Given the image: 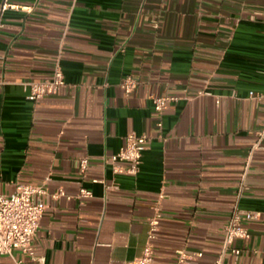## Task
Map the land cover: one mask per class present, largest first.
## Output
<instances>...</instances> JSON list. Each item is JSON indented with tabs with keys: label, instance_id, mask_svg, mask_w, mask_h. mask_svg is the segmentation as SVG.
Returning a JSON list of instances; mask_svg holds the SVG:
<instances>
[{
	"label": "crops",
	"instance_id": "1",
	"mask_svg": "<svg viewBox=\"0 0 264 264\" xmlns=\"http://www.w3.org/2000/svg\"><path fill=\"white\" fill-rule=\"evenodd\" d=\"M11 1L29 9L6 11L0 31V194L45 189L43 264H124L157 212L159 264L178 250L201 253L186 264H262L264 107L249 92H264V0ZM57 62L65 85L27 100L22 83L50 79ZM164 95L178 100L158 114L151 96ZM130 132L149 136L139 170L115 174L105 160ZM235 206L259 213L237 257L222 250ZM15 260L38 264L0 255Z\"/></svg>",
	"mask_w": 264,
	"mask_h": 264
},
{
	"label": "built area",
	"instance_id": "2",
	"mask_svg": "<svg viewBox=\"0 0 264 264\" xmlns=\"http://www.w3.org/2000/svg\"><path fill=\"white\" fill-rule=\"evenodd\" d=\"M28 10V6H22L11 0H0V31L4 28L5 13L8 10ZM65 85L63 72L60 64L57 62L54 66L52 77L48 80L26 81L22 87L26 92V99L35 102L49 94H55L59 88ZM138 85L137 79L132 75H126L119 86L125 94L132 93ZM249 96L256 98L263 103L264 92H249ZM153 109L161 114L170 102H176L178 97L174 96H151ZM158 128L162 127V122H156ZM149 136L146 133L137 134L130 132L125 136L124 144L117 152L112 154L105 163L110 166L115 174H137L142 153L147 147ZM88 159L82 157L79 160V166L82 171L87 168ZM45 193L43 186L34 184L17 183L14 190L9 194H0V255L12 256L14 249L21 250L28 255L30 260L38 264L44 263L42 256H37L34 251L33 241L39 227L41 216L45 205L41 196ZM63 191L58 190L54 197L62 195ZM79 197L89 198L92 193L87 188H80ZM256 211L243 210L235 206L224 226V237L222 250L231 251L235 257L239 256L240 249L233 247L235 239L249 237V231L243 221L258 218ZM160 213L157 212L150 220V229L147 234V241L142 249L140 256L125 262L124 264H159L153 257V244L155 232L158 226ZM201 256V253L193 255L187 254L184 250L177 251L176 262L174 264H186L189 259ZM15 264H23L20 260H15ZM213 264H224L222 257L219 256ZM264 264V262L262 263Z\"/></svg>",
	"mask_w": 264,
	"mask_h": 264
}]
</instances>
